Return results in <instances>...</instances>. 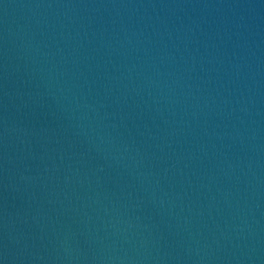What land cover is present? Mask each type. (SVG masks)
Masks as SVG:
<instances>
[{"label":"water","instance_id":"water-1","mask_svg":"<svg viewBox=\"0 0 264 264\" xmlns=\"http://www.w3.org/2000/svg\"><path fill=\"white\" fill-rule=\"evenodd\" d=\"M0 264H264V0H0Z\"/></svg>","mask_w":264,"mask_h":264}]
</instances>
